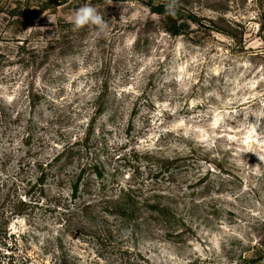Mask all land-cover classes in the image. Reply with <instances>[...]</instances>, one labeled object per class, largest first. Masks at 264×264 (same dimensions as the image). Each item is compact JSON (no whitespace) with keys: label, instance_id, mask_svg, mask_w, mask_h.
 Here are the masks:
<instances>
[{"label":"rangeland","instance_id":"rangeland-1","mask_svg":"<svg viewBox=\"0 0 264 264\" xmlns=\"http://www.w3.org/2000/svg\"><path fill=\"white\" fill-rule=\"evenodd\" d=\"M161 2L170 0H0V186L34 202L11 223L16 238L0 245V264H50L44 246L62 234L45 207L57 178L43 197L34 168H19L24 121H6L12 110L31 114L36 156L50 159L103 106L83 160L109 184L144 182L187 205L192 232L181 242L125 231L96 246L64 235L83 264H117L134 242L152 264H230L263 239L264 161L242 150L264 155V128H249L264 115V0H177L168 21L152 11ZM84 5L103 16L105 33L73 30ZM172 19L178 35L167 31ZM183 156L155 179L163 160Z\"/></svg>","mask_w":264,"mask_h":264},{"label":"trees","instance_id":"trees-1","mask_svg":"<svg viewBox=\"0 0 264 264\" xmlns=\"http://www.w3.org/2000/svg\"><path fill=\"white\" fill-rule=\"evenodd\" d=\"M167 2L155 5L152 11L159 14L163 20L169 19ZM24 17V14H16ZM193 21H196L192 17ZM182 23L172 19V25L167 31L173 35L181 32ZM99 93L97 99L102 98ZM29 107H35L34 95L29 92ZM7 110H12V104L2 103ZM2 110V109H1ZM0 110V115L2 114ZM105 111L103 106L98 107L94 117L88 123L84 136L67 141L50 159L37 157L33 142L37 137L34 129L35 122L28 112L9 113L6 121H24V127L19 135L22 149L18 160L19 168L30 166L36 174V184L40 187V195L46 196V184L50 177L57 178L58 191L54 199L45 204L48 211L57 214V221L61 226L62 234L44 246L45 255H50V264H83L81 256L75 254L64 235L96 246L113 245L116 234L127 232L136 240L142 233L164 239L185 241L187 234L192 232L188 224V208L174 204L173 192L161 190L151 185L141 183H107L104 174L96 163L83 160L86 152L87 138L92 130L94 120ZM9 119V120H8ZM13 140V136H10ZM56 147V146H54ZM188 157L165 159L158 166L155 179L160 175L180 168V161ZM198 184V183H197ZM68 186V193L64 187ZM3 187V186H2ZM0 186V245H7L8 237L16 238L11 232V223L18 216L24 215L32 205L30 200H13L10 194L2 196ZM213 214H218L217 207H213ZM186 237V238H185ZM13 243H16L15 241ZM120 259L117 264H152L139 250L134 242L131 247L120 248ZM44 264H49L44 261ZM204 264H213L210 262ZM230 264H264V234L263 239L246 246L238 257Z\"/></svg>","mask_w":264,"mask_h":264},{"label":"clouds","instance_id":"clouds-1","mask_svg":"<svg viewBox=\"0 0 264 264\" xmlns=\"http://www.w3.org/2000/svg\"><path fill=\"white\" fill-rule=\"evenodd\" d=\"M177 0H170L167 6V14L175 17L176 15ZM73 30H80L85 26H94L97 30V35H101L106 32L108 28L107 22L103 19V16L97 11V9L91 5H84L78 8L72 18ZM251 133L255 134L260 129L264 128V115H255L254 120L249 125ZM242 151L256 153L261 161H264V155L256 152L249 146ZM259 166V165H256Z\"/></svg>","mask_w":264,"mask_h":264}]
</instances>
